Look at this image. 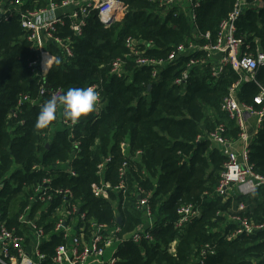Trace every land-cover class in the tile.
Segmentation results:
<instances>
[{
  "label": "trees",
  "instance_id": "trees-1",
  "mask_svg": "<svg viewBox=\"0 0 264 264\" xmlns=\"http://www.w3.org/2000/svg\"><path fill=\"white\" fill-rule=\"evenodd\" d=\"M121 1L122 11L114 21L107 24L94 12L81 35L73 32L69 18L57 24L56 36L70 38L73 55L50 42L56 60L47 74L41 71L40 53L32 47L20 15L0 16V221L19 231L26 206L32 205V215L43 206L30 198L34 186L48 178L49 192L68 189L72 196L65 199L60 194L47 203L42 218L47 230L58 220L56 206L67 202L85 212L84 220L117 228L115 235L122 239L149 221L139 205L147 198L152 239L120 240L115 247L117 264H264V229L229 238L238 226L229 214L241 202L247 205L242 214L264 221V188L250 196L219 195L216 189L228 156L207 135L223 123L228 138H239L240 128L222 109V101L240 74L228 64L214 75L215 59L202 50L157 69L138 65L137 55L126 45L132 37L143 41L144 55L165 58L178 44L208 42L206 33L216 42L220 24L237 0H195V22L188 5L165 8L155 0ZM245 1L236 19V37L242 40V52H264V0L262 5L256 3L259 0ZM46 5V0H26L22 7ZM200 58L189 68L188 79L175 83L190 59ZM117 59L124 61L121 73L112 71ZM256 79L257 83L237 86L241 102L252 104L264 86V66ZM94 85L101 105L76 124L65 123L57 99L56 119L45 128L35 127L40 108L53 92L60 90L62 95L69 88ZM25 95L29 98L20 102ZM248 158L254 171L264 175V117L251 135ZM102 182L111 187L98 197L93 189ZM14 198L19 200L16 211ZM188 204L200 214L178 228V211ZM54 237L52 249L61 242Z\"/></svg>",
  "mask_w": 264,
  "mask_h": 264
},
{
  "label": "built area",
  "instance_id": "built-area-1",
  "mask_svg": "<svg viewBox=\"0 0 264 264\" xmlns=\"http://www.w3.org/2000/svg\"><path fill=\"white\" fill-rule=\"evenodd\" d=\"M25 1L0 0V13H2L0 16L8 19L15 12L20 15L21 26L29 32L28 38L32 41V47L40 53L41 71L45 69L46 59L44 53L47 52L44 50V44L47 41L54 42L62 47L68 56L73 55L70 38L63 39L56 36L57 24H62L66 18H69L73 32L81 35L83 26L87 24V19L92 13L95 12L97 18L109 24L119 16L123 6L121 0H52L44 7L23 9L22 5ZM155 1L165 8L178 4L183 7L188 5L192 8L189 12L191 19L194 22L196 20L195 8L199 5V2L195 0ZM246 5L245 0H237L234 10L221 22L216 42H212L210 33H206L203 34V37L208 42L202 44L189 41L188 43L178 44L165 58L148 57L144 55L143 41L132 37L126 39V45L130 51L137 55L135 62L138 65H151L157 69L166 61H176L180 56L190 55L202 50L206 51L207 56L211 59H214L213 56L216 53L220 54L219 58L213 61L215 63L213 66L214 75L223 72L224 67L228 64L240 74L239 80L224 96L222 109L227 112L231 119L235 120L236 125L240 128L239 139H242L245 145L242 153L239 154L234 149L229 148L231 142L224 134L226 126L223 123L207 133L209 139L213 143L222 146L224 153L228 156L216 189L217 193L224 197L239 194L250 196L260 188H264V175L255 172L253 165L249 162L248 145L251 135L248 133L246 123L247 113L257 116L259 122L264 117V86L254 97L252 104L241 102L236 95V88L241 82L257 83V72L264 66V52L258 51L257 54L242 52V40L236 37V19ZM59 9H68L69 12L66 15H61L58 13ZM105 18H108L107 22L104 21ZM195 26L197 27L196 23ZM139 43H141V47L138 45ZM201 60L203 59H190L187 69L175 80V83L185 82L188 79L189 68ZM123 65L124 61L117 59L113 64L112 71L121 73ZM156 73L157 70H154L153 75L155 76ZM92 87L99 93L97 106H100V92L97 90L96 85ZM43 91L44 89H42ZM61 93L60 90H57L53 92V96L59 99ZM28 98L29 96L25 95L19 101L22 102ZM65 123L72 125L71 121L67 119ZM106 160H110V158ZM103 166L104 162L99 164L100 169ZM70 171L72 175H76L74 170ZM49 181L50 179L45 178L42 184L34 186V195L31 196L30 200L43 203V206L34 215L31 213L32 205L26 206L19 217V221L23 224L19 231L14 227L10 228L5 221H0V264H117L118 257L115 247L120 240L130 239L139 242L142 238L152 239L154 226L149 218L151 211L147 198L142 199L139 205L144 209L149 221L144 226L124 235L122 239L115 235L117 228H111L105 223H98L92 219L84 220L85 212H81L76 206L66 205L67 202L56 206L55 211L58 220L51 230H47L42 223V218L48 211V208H46L47 203H53L60 194H63L65 199L72 196V192L68 189H56L54 192H49L47 186ZM108 187H111V185L106 182L96 184L93 193L98 197L104 196ZM246 207L247 205L241 202L237 211L229 214L231 221L238 225L230 233L229 238L239 234H252L257 230L264 229V221L259 222L242 214ZM178 213L179 216L175 220V226L182 228L197 218L200 210L192 204H188L182 206ZM85 224L89 226L88 231ZM55 234L61 238V242L52 249ZM170 249L174 250V246L171 245Z\"/></svg>",
  "mask_w": 264,
  "mask_h": 264
},
{
  "label": "clouds",
  "instance_id": "clouds-1",
  "mask_svg": "<svg viewBox=\"0 0 264 264\" xmlns=\"http://www.w3.org/2000/svg\"><path fill=\"white\" fill-rule=\"evenodd\" d=\"M99 99V93L91 86L73 87L67 89L59 97L65 118L76 124L83 116L94 111ZM57 97L49 98L40 108L35 127L42 129L50 125L57 117Z\"/></svg>",
  "mask_w": 264,
  "mask_h": 264
},
{
  "label": "crops",
  "instance_id": "crops-1",
  "mask_svg": "<svg viewBox=\"0 0 264 264\" xmlns=\"http://www.w3.org/2000/svg\"><path fill=\"white\" fill-rule=\"evenodd\" d=\"M46 1H47V3H49V1H52V0H46ZM56 1H59V0H56ZM257 4L262 5L263 4V1H261V0L257 1ZM68 12H69L68 9H59L58 10V13L61 14V15H66ZM49 43H50V41H47L44 44V46H45L44 50L47 53H44V56H45V59H46L45 61L46 62L44 64V68L45 69H42V72L45 73V74L47 73V71L50 70L51 66H53V64H54V62L56 60L55 54L48 48V46H49L48 44ZM219 56H220V54L219 53H216L213 56V58L214 59H217V58H219ZM50 62H51V66H50ZM246 119H247V122L246 123H247L248 133L250 135H253L260 128L262 121L259 122L257 116L251 115L249 113L246 114ZM202 129L204 131H206V132L208 131L207 126L205 124L202 125ZM229 140L231 142L229 148L230 149H234L237 153L241 154L242 151H243V148L245 146L243 140L242 139H239V138L236 139V140H232V139L229 138ZM143 211H144V209H143ZM144 213H145V211H144Z\"/></svg>",
  "mask_w": 264,
  "mask_h": 264
},
{
  "label": "rangeland",
  "instance_id": "rangeland-1",
  "mask_svg": "<svg viewBox=\"0 0 264 264\" xmlns=\"http://www.w3.org/2000/svg\"><path fill=\"white\" fill-rule=\"evenodd\" d=\"M260 199L261 200H264V195H262L261 197H260ZM18 202H19V200H18V198H14V200L12 201V206H13V210L14 211H16V209H17V207H18Z\"/></svg>",
  "mask_w": 264,
  "mask_h": 264
},
{
  "label": "water",
  "instance_id": "water-1",
  "mask_svg": "<svg viewBox=\"0 0 264 264\" xmlns=\"http://www.w3.org/2000/svg\"><path fill=\"white\" fill-rule=\"evenodd\" d=\"M0 15H2V13H0ZM104 21H108V18H105ZM47 146H49V144H47ZM118 220H120V218H118Z\"/></svg>",
  "mask_w": 264,
  "mask_h": 264
}]
</instances>
